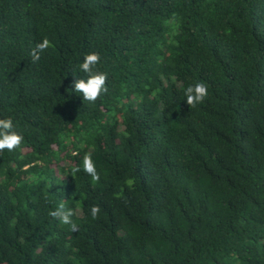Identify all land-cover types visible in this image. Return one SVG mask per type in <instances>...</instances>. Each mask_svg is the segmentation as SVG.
Wrapping results in <instances>:
<instances>
[{
	"label": "trees",
	"instance_id": "16d2710c",
	"mask_svg": "<svg viewBox=\"0 0 264 264\" xmlns=\"http://www.w3.org/2000/svg\"><path fill=\"white\" fill-rule=\"evenodd\" d=\"M91 53L94 102L72 87ZM7 117L0 264H264V0H0Z\"/></svg>",
	"mask_w": 264,
	"mask_h": 264
},
{
	"label": "clouds",
	"instance_id": "9594fccd",
	"mask_svg": "<svg viewBox=\"0 0 264 264\" xmlns=\"http://www.w3.org/2000/svg\"><path fill=\"white\" fill-rule=\"evenodd\" d=\"M49 47L50 41L48 39H44L41 43H39L31 53L33 62L40 60V54ZM100 59L101 57L98 53L85 55L83 62L79 65V69L83 73L87 74V79H78L72 86L75 92L80 93L87 101L94 102L99 96L108 92V88L106 86V81L108 79L107 74L96 70V66ZM207 96V85L203 82H197L194 85H190L185 90V100L190 106L203 103ZM23 140V134L17 130V127L11 117L0 119V150L7 149L12 151L20 146ZM83 170L91 176L93 181L100 180V174L97 171V167L91 153H86L83 158ZM76 171H79V169H76ZM99 211V207L93 206L91 208V215L96 217ZM50 214L53 217H60L61 222L65 225H69L73 232L78 231L77 225L72 220L74 215V211L72 209L64 210L63 205H61L57 211Z\"/></svg>",
	"mask_w": 264,
	"mask_h": 264
}]
</instances>
